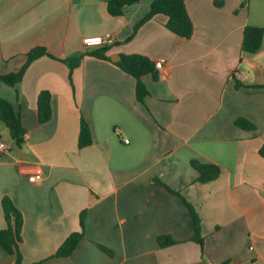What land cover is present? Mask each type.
<instances>
[{"label":"crops","instance_id":"crops-1","mask_svg":"<svg viewBox=\"0 0 264 264\" xmlns=\"http://www.w3.org/2000/svg\"><path fill=\"white\" fill-rule=\"evenodd\" d=\"M108 1L0 0V76L20 71L36 48L57 58L34 61L16 86L0 80V99L26 130L18 146L0 119V231L9 198L24 219L21 264H264V37L258 53L242 49L247 27L264 30V0H186L191 39L158 15L131 41L156 0L118 18ZM100 36L114 39L110 61L86 56L70 77L61 60L97 50L83 40ZM124 55L163 64L159 81L144 77L143 103L115 65ZM45 91L53 116L41 124ZM82 119L93 142L79 149ZM193 161L218 165L221 176L198 183ZM34 175L42 180L31 183ZM186 203L201 219L203 246ZM82 212L77 249L53 258ZM163 236L176 244L161 247ZM15 263L0 246V264Z\"/></svg>","mask_w":264,"mask_h":264},{"label":"trees","instance_id":"trees-1","mask_svg":"<svg viewBox=\"0 0 264 264\" xmlns=\"http://www.w3.org/2000/svg\"><path fill=\"white\" fill-rule=\"evenodd\" d=\"M142 0H109L108 1V14L113 18L122 17L125 10L132 7ZM219 6L220 3L216 2ZM158 15L167 17V29L178 37L189 40L193 36L194 26L192 20L189 17L186 9V0H156L151 10L142 19V21L134 27L131 37L127 41H131L138 30L148 21L152 20ZM264 37V30L257 27H247L243 35V52L248 54H256L262 47V41ZM110 46L99 47L95 51L88 53L78 54L71 58L61 60L66 64L70 70V77L75 68H77L82 60L86 56L96 57L102 60L110 61L107 53ZM49 57L57 60L56 57L51 55L44 48L33 49L27 55V61L22 69L16 73H12L6 76H0V80H3L10 86H16L21 83L23 77L30 67V65L42 58ZM115 65L125 73L129 74L136 80V97L141 103L145 101L149 95V91L144 83V77L151 76L153 81L157 82L160 79L159 70L156 68V63L148 57L142 55H124L121 60ZM52 96L49 92H41L37 100L38 118L41 124L48 123L53 116ZM0 119L4 122L11 138L16 142L18 146H21L25 142L26 130L24 129L19 116L16 114L13 106L6 100L0 99ZM236 125L244 130H255V126L248 120L239 119L236 121ZM93 142L92 131L89 124L82 119L80 123L79 132V149H84L90 146ZM260 156L264 159V146L259 151ZM192 167L198 172L199 177L197 182L201 184H208L216 181L221 176V168L216 164H204L199 161H193ZM172 192V191H171ZM176 195L179 193L173 192ZM194 219V227L196 236L194 241L203 246V239L201 237L202 225L201 219L193 206L186 203ZM3 209L7 228L0 231V246L9 254L16 255V263L21 264L22 254L19 250V244L21 240V232L24 224V219L21 211L14 205L11 199H3ZM85 221L86 212H82L80 216V230L71 234L64 244L59 248L53 258H67L70 257L77 249L79 243L85 235ZM159 244L161 247H169L176 244L169 236H163L159 238Z\"/></svg>","mask_w":264,"mask_h":264},{"label":"built area","instance_id":"built-area-1","mask_svg":"<svg viewBox=\"0 0 264 264\" xmlns=\"http://www.w3.org/2000/svg\"><path fill=\"white\" fill-rule=\"evenodd\" d=\"M83 43L86 47H102V46H112L114 44V39L111 36L105 37H88L83 40ZM156 68L159 71L163 70V64L158 62L156 63ZM6 150V145L0 142V153ZM42 180L40 175H34L29 178L31 183H39Z\"/></svg>","mask_w":264,"mask_h":264}]
</instances>
